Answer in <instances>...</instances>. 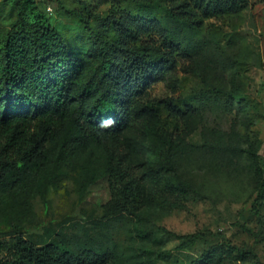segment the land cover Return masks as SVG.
I'll use <instances>...</instances> for the list:
<instances>
[{
    "label": "rangeland",
    "instance_id": "obj_1",
    "mask_svg": "<svg viewBox=\"0 0 264 264\" xmlns=\"http://www.w3.org/2000/svg\"><path fill=\"white\" fill-rule=\"evenodd\" d=\"M16 2L0 0V44ZM168 5H45L69 50L86 62L96 51L84 20L105 36L116 9L161 20L185 55L172 76L151 87L150 97L160 102L155 116L101 141L79 138L69 124L47 145L41 169L0 185L1 262L22 237L36 246L62 241L74 252L90 248L113 264H264V196L256 193L264 169V0H249L239 15L207 19L200 28L180 21ZM119 159L135 178L131 210L112 185Z\"/></svg>",
    "mask_w": 264,
    "mask_h": 264
},
{
    "label": "trees",
    "instance_id": "obj_2",
    "mask_svg": "<svg viewBox=\"0 0 264 264\" xmlns=\"http://www.w3.org/2000/svg\"><path fill=\"white\" fill-rule=\"evenodd\" d=\"M44 5L17 0L16 17L0 44V185L13 174L38 170L47 145L69 124L83 140L101 141L137 127L159 112L151 87L176 71L185 48L157 18L114 10L107 35L84 20L95 49L93 63L74 55L50 23ZM183 23L200 28L204 20L239 15L249 0H167ZM88 14L87 7L82 9ZM102 121H111L102 126ZM249 154V150H238ZM264 165V163H263ZM172 174V163L167 167ZM112 185L128 210L137 203L135 178L116 161ZM264 196V169L257 189ZM208 260H200L206 264ZM0 264H113L106 253L74 252L62 241L36 246L18 237Z\"/></svg>",
    "mask_w": 264,
    "mask_h": 264
},
{
    "label": "clouds",
    "instance_id": "obj_3",
    "mask_svg": "<svg viewBox=\"0 0 264 264\" xmlns=\"http://www.w3.org/2000/svg\"><path fill=\"white\" fill-rule=\"evenodd\" d=\"M111 121H102L101 122V124H102V126H104V125H107L108 123H110Z\"/></svg>",
    "mask_w": 264,
    "mask_h": 264
},
{
    "label": "built area",
    "instance_id": "obj_4",
    "mask_svg": "<svg viewBox=\"0 0 264 264\" xmlns=\"http://www.w3.org/2000/svg\"><path fill=\"white\" fill-rule=\"evenodd\" d=\"M262 77L264 78V70L262 71Z\"/></svg>",
    "mask_w": 264,
    "mask_h": 264
}]
</instances>
